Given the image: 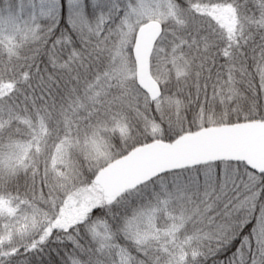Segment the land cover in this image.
<instances>
[{"label":"snow or ice","instance_id":"obj_1","mask_svg":"<svg viewBox=\"0 0 264 264\" xmlns=\"http://www.w3.org/2000/svg\"><path fill=\"white\" fill-rule=\"evenodd\" d=\"M0 264H264V0H0Z\"/></svg>","mask_w":264,"mask_h":264}]
</instances>
